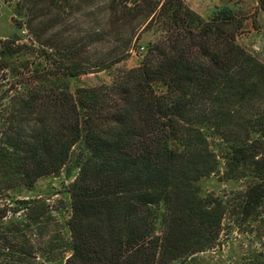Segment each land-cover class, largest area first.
Listing matches in <instances>:
<instances>
[{
	"label": "trees",
	"instance_id": "1",
	"mask_svg": "<svg viewBox=\"0 0 264 264\" xmlns=\"http://www.w3.org/2000/svg\"><path fill=\"white\" fill-rule=\"evenodd\" d=\"M61 1L14 18L16 32L0 38V83L4 72L11 81L0 88V264H185L221 246L229 226L264 227V63L238 43L242 21L226 9L205 19L184 0H108L112 22L136 24L103 52L106 32L74 33ZM153 25L139 65L71 88L122 61L135 32ZM71 161L62 220L6 196ZM210 175L242 187L203 196Z\"/></svg>",
	"mask_w": 264,
	"mask_h": 264
},
{
	"label": "rangeland",
	"instance_id": "2",
	"mask_svg": "<svg viewBox=\"0 0 264 264\" xmlns=\"http://www.w3.org/2000/svg\"><path fill=\"white\" fill-rule=\"evenodd\" d=\"M184 1L205 19L211 18L222 9L231 10L235 19L242 21V26L237 33L238 43L264 63V12L260 9L257 0ZM19 2L28 7L23 11H26L27 16L17 13ZM60 3L63 5L66 3L64 16L68 20L67 24L74 28V33L80 32V35L83 34L82 36L86 38L88 34L84 31L93 26L106 32L107 41L103 43L106 45L103 52L111 50L115 39L120 38V43H122L133 36V25L136 23L133 21L134 23L132 22L131 25L125 23L118 26L112 22L107 10L108 0H63ZM50 5H52V0H0V38L10 37L16 32L14 18L26 23L27 17L42 14L44 8ZM48 17L39 16L37 21ZM62 27L59 25L58 29ZM19 33L23 38L22 41H31L29 34L32 35V33L30 31L22 30ZM158 35L157 25L136 31L129 54L122 61L107 70L83 73L70 79L71 88L109 82L119 70L139 65L144 52L141 47L144 46L147 50L148 44L153 42ZM91 47L86 48L84 57L93 54L94 49ZM2 78L5 79L1 81L0 84L3 83V85L0 88L6 89L11 85V81L8 80L6 72L2 73ZM3 112V108L0 106V115ZM221 170H224L223 166H221ZM76 174L77 168L71 161L59 174L42 177L31 188L16 187L8 191L6 196L13 197L15 200H31L33 204L44 205L45 208L50 209L53 222H58L69 213L70 198L67 189L74 181ZM241 185L238 181L222 180L218 175H210L199 181L200 194L203 196L207 194L224 196L241 189ZM8 200L9 197L0 195V206L8 205ZM58 226V223H53L50 224L49 229H56ZM246 230L248 229L238 231L231 226L227 227V233L223 235L221 246L199 253L186 261L185 264H256L257 260L264 262V227L257 224L250 231Z\"/></svg>",
	"mask_w": 264,
	"mask_h": 264
},
{
	"label": "built area",
	"instance_id": "3",
	"mask_svg": "<svg viewBox=\"0 0 264 264\" xmlns=\"http://www.w3.org/2000/svg\"><path fill=\"white\" fill-rule=\"evenodd\" d=\"M141 50H143V51H144V52L142 51V52H143L142 58H143V56H144V54H145V52H146V50H145V47H144V46H142V47H141Z\"/></svg>",
	"mask_w": 264,
	"mask_h": 264
}]
</instances>
